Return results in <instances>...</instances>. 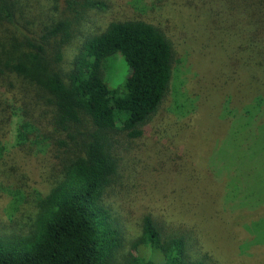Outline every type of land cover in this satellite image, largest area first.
I'll return each mask as SVG.
<instances>
[{"label": "trees", "instance_id": "obj_1", "mask_svg": "<svg viewBox=\"0 0 264 264\" xmlns=\"http://www.w3.org/2000/svg\"><path fill=\"white\" fill-rule=\"evenodd\" d=\"M52 2L0 0V160L17 118L16 152H44L52 179L45 194L25 195L22 206L31 208L18 230L0 235V264H217L191 235L168 231L149 215L140 217L135 237L127 240L104 203L119 177L120 148L145 135L168 94L174 44L160 27L143 20L111 21L103 32L85 38L63 72V48L85 13L106 6L101 0ZM208 4L206 10L217 7L215 13L233 28L230 62L239 78L234 90L244 100L252 98L258 111L252 123L263 127L264 0ZM52 9H58L56 16L47 14ZM121 61L128 72L111 87L110 69ZM225 195L223 202L231 207L229 187ZM255 241L264 244L258 235ZM262 259L233 264H262Z\"/></svg>", "mask_w": 264, "mask_h": 264}, {"label": "rangeland", "instance_id": "obj_2", "mask_svg": "<svg viewBox=\"0 0 264 264\" xmlns=\"http://www.w3.org/2000/svg\"><path fill=\"white\" fill-rule=\"evenodd\" d=\"M101 1L106 8L85 13L64 46L63 72L85 38L103 32L111 21L156 25L176 50L168 94L145 135L120 148L119 177L105 196L125 238H134L138 220L149 215L168 231L191 235L199 251L217 264L252 256L264 264V244L255 243L257 235L264 239V225H256L264 222V126L252 123L258 112L252 98L244 100L234 90L239 78L230 62L235 40L230 23L215 13L217 7L206 10L211 0ZM57 11L47 14L56 16ZM127 72L122 61L112 66L109 85L116 87ZM16 122L4 139L6 153L0 160V235L24 223L22 214L31 208L22 206L25 195L45 194L52 181L48 155L16 152ZM19 178H24V191ZM225 187L231 207L223 202ZM242 205L256 209L238 208ZM220 241L228 242L229 250ZM231 248L235 253L228 252Z\"/></svg>", "mask_w": 264, "mask_h": 264}]
</instances>
